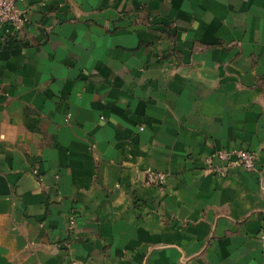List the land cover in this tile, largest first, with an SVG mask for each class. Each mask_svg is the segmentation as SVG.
Masks as SVG:
<instances>
[{"label":"crops","instance_id":"crops-1","mask_svg":"<svg viewBox=\"0 0 264 264\" xmlns=\"http://www.w3.org/2000/svg\"><path fill=\"white\" fill-rule=\"evenodd\" d=\"M18 7L23 30L0 26V264H264V0ZM231 150L255 170L207 169Z\"/></svg>","mask_w":264,"mask_h":264},{"label":"built area","instance_id":"built-area-1","mask_svg":"<svg viewBox=\"0 0 264 264\" xmlns=\"http://www.w3.org/2000/svg\"><path fill=\"white\" fill-rule=\"evenodd\" d=\"M22 0H0V26L9 25L13 32L20 33L28 22L26 14L20 10L18 3ZM214 160L221 163L220 167L214 166ZM207 169L215 174L225 175L230 168L241 167L247 171L255 170V155L249 151L231 150L215 152L212 156L205 160ZM37 174L36 171H33ZM39 180L41 178L39 177ZM167 180V174L159 171L148 170L144 180V186L149 188L162 189ZM70 225H73L72 218ZM260 240L264 242V233L261 234Z\"/></svg>","mask_w":264,"mask_h":264}]
</instances>
